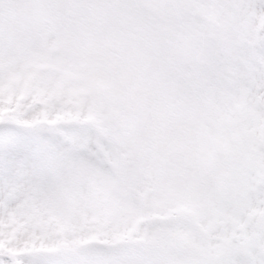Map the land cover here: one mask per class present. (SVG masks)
I'll list each match as a JSON object with an SVG mask.
<instances>
[{
	"label": "snow or ice",
	"instance_id": "obj_1",
	"mask_svg": "<svg viewBox=\"0 0 264 264\" xmlns=\"http://www.w3.org/2000/svg\"><path fill=\"white\" fill-rule=\"evenodd\" d=\"M0 264H264V0H0Z\"/></svg>",
	"mask_w": 264,
	"mask_h": 264
}]
</instances>
